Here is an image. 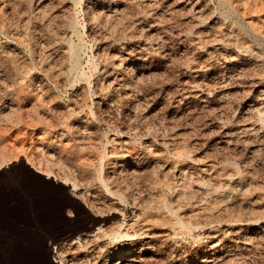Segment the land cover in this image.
Instances as JSON below:
<instances>
[{"label": "rangeland", "instance_id": "374dc122", "mask_svg": "<svg viewBox=\"0 0 264 264\" xmlns=\"http://www.w3.org/2000/svg\"><path fill=\"white\" fill-rule=\"evenodd\" d=\"M262 200L264 0H0V264H264Z\"/></svg>", "mask_w": 264, "mask_h": 264}, {"label": "bare ground", "instance_id": "6f19581e", "mask_svg": "<svg viewBox=\"0 0 264 264\" xmlns=\"http://www.w3.org/2000/svg\"><path fill=\"white\" fill-rule=\"evenodd\" d=\"M110 2H111V1H110ZM214 7H215V6H214ZM165 16H166V15H165ZM117 63H118V62H117ZM78 76H79V75H78ZM228 132H229V131H228ZM5 162H6V161H4V162H2V163H5ZM8 163H9V162H8ZM2 166H3V165H2ZM150 166H151V165H150ZM118 168H119V167H118ZM133 168H134V167H133ZM131 169H132V168H131ZM129 170H130V169H129ZM132 171H133V169H132ZM199 172H200V171H199ZM185 174H186V173H185ZM230 174H233V173H230ZM51 175H52V174H51ZM243 175H244V174H243ZM48 176H49V175H48ZM48 176H47V177H48ZM184 176H186V175H184ZM230 176H231V175H230ZM242 177H244V176H242ZM235 178H236V177H235ZM238 178H240V177H238ZM179 179H180V178H179ZM183 179H184V178H183ZM232 180H233V179H232ZM234 180H236V179H234ZM234 180H233V181H234ZM240 180H241V178L239 179V181H240ZM183 181H184V180H183ZM183 181H182V182H183ZM215 181H216V180H215ZM227 181H228V180H227ZM233 181H232V182H233ZM237 181H238V180H237ZM242 181H243V180H242ZM251 181H252V178H251ZM255 181H256V180H255ZM65 182H66V181H65ZM65 182H64V183H65ZM253 182H254V181H253ZM183 183H184V182H183ZM185 183H186V181H185ZM228 183H229V182H228ZM237 183H238V182H237ZM239 183H240V182H239ZM179 184H180V181H179ZM248 184H249V183H248ZM253 185H254V184H253ZM225 186H226V185H225ZM228 186H229V185H227L225 188H227ZM232 186H233V185H232ZM246 186H247V185H246ZM249 186H250V185H248L247 187H249ZM236 187H238V186H236ZM242 187H243V185H242ZM247 187H246V188H247ZM254 187H255V186H254ZM179 188H180V187H179ZM246 188L244 187L245 190H246ZM176 189H177V188H176ZM234 189H235V188H234ZM238 189H239V188H238ZM238 189H237V191H238ZM251 189H252V188H251ZM178 190H179V189H178ZM176 191H177V190H176ZM182 191H183V190H182ZM223 191H224V190H223ZM227 191H229V190H227ZM235 191H236V190H235ZM240 191H242V190H240ZM179 192H180V191H179ZM184 192H185V191H183V193H184ZM229 192H230V191H229ZM232 192H233V191H232ZM232 192H231V193H232ZM250 192H251V191H250ZM250 192H249V193H250ZM226 193H227V192H226ZM243 193H244V192H243ZM246 193H247V192H246ZM177 194H178V193H177ZM203 194H204V193H203ZM222 194H223V193H222ZM232 194H233V193H232ZM237 194H238V193H237ZM253 194H254V193H253ZM250 195H251V193H250ZM173 196H174V195H173ZM232 196H233V195H232ZM238 196H239V195H238ZM240 196H241V195H240ZM242 196H243V195H242ZM247 196H248V194H247ZM178 197H179V195H178ZM227 197H228V196H227ZM253 197H254V196H253ZM253 197H252V198H253ZM223 198H224V197H223ZM229 198H230V197H229ZM249 198H250V197H249ZM255 198H256V196H255ZM221 199H222V197H221ZM224 199H225V198H224ZM224 199H223V200H224ZM227 199H228V198H227ZM223 200H221V203H222ZM229 200H230V199H229ZM229 200H228V202H229ZM239 200H241V199L239 198ZM246 200H247V199H246ZM260 200H261V199H260ZM95 201H96V200H95ZM253 201H254V199H253ZM257 201H258V200H257ZM238 202H239V201H238ZM238 202H237V203H238ZM263 202H264V201L262 200V204H263ZM249 203H250V202H249ZM254 203H255V202H254ZM257 203H258V202H257ZM223 204H225V203H223ZM229 204H230V203H229ZM231 204H232V203H231ZM247 204H248V203H247ZM247 204H246V205H247ZM252 204H253V203H252ZM165 205H166V204H165ZM167 205H168V204H167ZM220 206H221V205H220ZM222 206H224V205H222ZM263 206H264V204H263ZM263 206H262V207H263ZM228 207H229V206H228ZM243 208H244V207H243ZM226 209H227V208H226ZM226 209L224 208V210H226ZM240 209H241V208H240ZM220 210H221V209H220ZM222 211H223V210H222ZM130 212H131V211H130ZM225 212H226V211H225ZM225 212H224V213H225ZM228 212H229V211H228ZM228 212H227V213H228ZM238 212H239V211H238ZM127 213H128V212H127ZM216 213H218V212H216ZM136 214H137V213H136ZM138 214H139V213H138ZM225 214H226V213H225ZM247 214H248V213H247ZM94 215H95V214H94ZM111 215H112V214H111ZM217 215H218V214H217ZM241 215H242V214H241ZM251 215H252V214H251ZM138 216H139V215H138ZM218 216H219V215H218ZM243 216H244V213H243ZM252 216H253V215H252ZM99 217H100V216H99ZM103 217H104V216H103ZM136 217H137V216H136ZM136 217H135V218H136ZM225 217H227V216L225 215L224 218H225ZM234 217H235V216H234ZM246 217H248V216H246ZM237 218H239V215H238ZM254 218H255V217H254ZM259 218H260V217H259ZM95 219H96V218H95ZM97 219H98V218H97ZM99 219H100V218H99ZM105 219H107V218H105ZM139 219H140V217H139ZM139 219H138V220H139ZM220 219H221V218H220ZM239 219H240V218H239ZM122 220H123V219H122ZM222 220H223V219H222ZM242 220H243V219H242ZM248 220L250 221V219H248ZM260 220H261V219H260ZM99 221H100V220H99ZM234 221H235V220H234ZM246 221H247V220H246ZM124 222H126V221H124ZM136 222H137V221H136ZM146 222H147V221H146ZM254 222H255V220H254ZM258 222H259V221H258ZM258 222H257V223H258ZM98 223H99V222H98ZM129 223H131V220H130ZM227 223H228V222H227ZM237 223H238V222H237ZM136 224H137V223H136ZM138 224H139V223H138ZM250 224H251V223H250ZM254 224H255V223H254ZM147 225L149 226V224H147ZM147 225H146V226H147ZM239 225H240V223H239ZM123 226H124V225H123ZM226 226H227V224H226ZM229 226H230V225H229ZM234 226H235V225H234ZM142 227H143V226H142ZM126 228H128V227H126ZM134 228H135V227H134ZM241 228H242V227H241ZM244 228H245V227H244ZM261 228H262V227H261ZM95 229H96V228H95ZM123 229H124V228H123ZM129 229H130V228H129ZM233 229H234V228H233ZM239 229H240V228H239ZM239 229H238V230H239ZM124 230H125V229H124ZM143 230H144V229H143ZM225 230H226V228H225ZM241 230H242V229H241ZM246 230H248V229H246ZM261 230H262V229H261ZM121 231H122V230H121ZM139 231H140V230H139ZM141 231H142V230H141ZM145 231H146V230H145ZM213 231H214V230H213ZM263 231H264V230H263ZM93 232H94V231H93ZM119 232H120V231H119ZM137 232H138V231H137ZM143 232H144V231H143ZM225 232H226V231H225ZM240 232H241V231H239V233H240ZM251 232H252V231H251ZM89 233H90V232H89ZM97 233H98V232H97ZM97 233H96V234H97ZM121 233H122V232H121ZM228 233H229V232H228ZM86 234H88V233H86ZM91 234H92V232H91ZM107 234H108V233H107ZM236 234H237V233H236ZM84 235H85V234H84ZM97 235H98V234H97ZM97 235H96V236H97ZM101 235H102V233H101ZM113 235H114V234H113ZM215 235H216V234H215ZM224 235H225V234H224ZM240 235H241V234H240ZM245 235H246V234H245ZM117 236H121L120 233H117V234H116V237H117ZM122 236H123V235H122ZM225 236H226V235H225ZM229 236H230V235H229ZM234 236H235V235H234ZM242 236H243V235H242ZM251 236H252V235H251ZM253 236H254V235H253ZM81 237H82V236H81ZM81 237H80V238H81ZM107 237H108V236H107ZM114 237H115V236H114ZM232 237H233V236H232ZM237 237H238V236H237ZM84 238H85V237H84ZM87 238H88V236H87ZM89 238H90V237H89ZM110 238H111V237H110ZM226 238H227V237H226ZM258 238H259V237H257V239H258ZM106 239H107V238H106ZM113 239H114V238H113ZM221 239H222V238H221ZM231 239H232V238H231ZM235 239H236V238H235ZM246 239H247V238H246ZM77 240H78V237H77ZM83 240H84V239H83ZM114 240H116V239H114ZM138 240H139V239H138ZM225 240H226V239H225ZM253 240H254V239H253ZM81 241H82V240H81ZM85 241H86V240H85ZM87 241H88V240H87ZM89 241H90V240H89ZM91 241H92V240H91ZM104 241H105V240H104ZM104 241H103V243H104ZM210 241H211V240H210ZM212 241H213V240H212ZM237 241H238V240H237ZM240 241H241V240H240ZM53 242L57 243L58 241L53 240ZM53 242H52V243H53ZM95 242H96V241H95ZM97 242H98V241H97ZM99 242H100V241H99ZM114 242H115V241H114ZM160 242H161V241H160ZM203 242H204V241H203ZM225 242H226V241H225ZM225 242H224V243H225ZM251 242H252V241H251ZM83 243H84V242H83ZM89 243H90V242H89ZM89 243H88V244H89ZM93 243H94V242H93ZM106 243H107V242H106ZM112 243H113V242H112ZM215 243H216V242H215ZM242 243H243V242H242ZM248 243H249V242H248ZM53 244H54V243H53ZM73 244H74V243H73ZM76 244H77V243H76ZM226 244H228V243H226ZM229 244H230V243H229ZM235 244H236V243H235ZM252 244H253V243H252ZM64 245H65V242H64V243H61V242H60V244H59V243L57 244V246H58L59 248H60V247L63 248V252H65V249H64V248L66 247V246H64ZM96 245H97V244H96ZM217 245H218V244H217ZM220 245H221V244H220ZM77 246H78V245H77ZM77 246H76V247H77ZM100 246H101V245H100ZM100 246H99V247H100ZM104 246H106V244H104ZM226 246H227V245H226ZM238 246H239V245H238ZM242 246H243V245H242ZM242 246H241V247H242ZM251 246H252V245H251ZM53 247H55V246H53ZM70 247H72V246H70ZM80 247H81V246H80ZM83 247H84V246H83ZM83 247H82V248H83ZM94 247H95V245H94ZM101 247H102V246H101ZM219 247H220V246H219ZM221 247H222V246H221ZM252 247H253V246H252ZM62 248H61V251H62ZM73 248H74V247H73ZM230 248H231V247H230ZM245 248H246V247H245ZM79 249H80V248H79ZM83 249H84V248H83ZM88 249H89V248H88ZM88 249H87V250H88ZM104 249H105V247H104ZM214 249H215V248H214ZM217 249H218V248H217ZM221 249H222V248H221ZM225 249H226V248H225ZM232 249H233V248H232ZM232 249H230V250H232ZM72 250H73V249H72ZM75 250H76V249H75ZM91 250H93V249H91ZM124 250H125V249H124ZM175 250H176V249H175ZM239 250H240V248H239ZM239 250H238V251H239ZM244 250H245V249H244ZM248 250H249V249H248ZM73 251H74V250H73ZM88 251H90V250H88ZM88 251H87V252H88ZM96 251H97V249H96ZM102 251H103V250H102ZM164 251H165V250H164ZM214 251H215V250H214ZM242 251H243V250H242ZM242 251H241V252H242ZM249 251H250V250H249ZM103 252H104V251H103ZM105 252H106V251H105ZM110 252H111V251H110ZM125 252H126V251H125ZM174 252H175V251H174ZM228 252H229V251H228ZM235 252H237V251L235 250ZM235 252H234V253H235ZM60 253H61V252H59V254H60ZM66 253H68V252H66ZM66 253H65V254H66ZM96 253H97V252H96ZM129 253H130V252H129ZM59 254L57 253V250H53V258L55 259V261H57L59 264H65V255L63 254L62 256H60ZM90 254H91V253H90ZM126 254H127V253H126ZM212 254H213V253H212ZM216 254H217V253H216ZM224 254H225V253H224ZM245 254H246V253H245ZM261 254H262V253H261ZM91 255H92V254H91ZM111 255H112V254H111ZM111 255L109 254V256H106V257H105V260H109V261H110V259L115 258V264L122 263V262H124V261H132V260H137V259H138V258L135 259V257L131 256V254L128 255V256H124V255H122V254H119V255H117V256H111ZM220 255H221V254H220ZM226 255H227V256H226ZM226 255H225V256L227 257V259H229L230 256H231L229 253L226 254ZM241 255H242V254H241ZM66 256H67V255H66ZM70 256H72V255H70ZM97 256H98V255H97ZM100 256H101V254H100ZM103 256H104V255H103ZM210 256H211V255H210ZM234 256H235V255H234ZM234 256H231V257H234ZM236 256H237V255H236ZM95 257H96V256H95ZM136 257H138V256H136ZM214 257H215V256H214ZM214 257H213V258H214ZM91 258H92V257H91ZM96 258H98V257H96ZM96 258H95V259H96ZM139 258L141 259V257H139ZM219 258H220V257H219ZM224 258H225V257H224ZM241 258H242V257H241ZM243 258H245V257L243 256ZM76 259H77V258H76ZM230 259H231V258H230ZM232 259H233V258H232ZM92 260H94V259H92ZM213 260H214V259H213ZM220 260H221V258H220ZM234 260H236V259H234ZM237 260H238V257H237ZM242 260H243V259H242ZM242 260H241V261H242ZM261 260H262V259H261ZM71 261H72V260H71ZM113 261H114V260H113ZM140 261H141V260H140ZM222 261H223V260H222ZM229 261H230V260H229ZM229 261H227V262H229ZM241 261H240V262H241ZM259 261H260V260H259ZM87 262H88V261H87ZM106 262H107V261H106ZM106 262H105V263H106ZM225 262H226V261H225ZM257 262H258V261H257ZM263 262H264V260H263ZM263 262L261 261L260 263H263ZM97 263H98V262H97ZM105 263H103V264H105ZM107 263H109V262H107ZM107 263H106V264H107ZM243 263H245V262H243ZM71 264H73V263L71 262ZM74 264H75V263H74ZM226 264H227V263H226ZM230 264H231V261H230ZM253 264H254V263H253Z\"/></svg>", "mask_w": 264, "mask_h": 264}]
</instances>
